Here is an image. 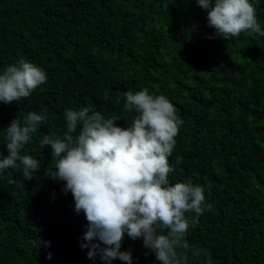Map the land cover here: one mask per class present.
<instances>
[{
	"label": "trees",
	"instance_id": "16d2710c",
	"mask_svg": "<svg viewBox=\"0 0 264 264\" xmlns=\"http://www.w3.org/2000/svg\"><path fill=\"white\" fill-rule=\"evenodd\" d=\"M253 3L264 31V0ZM21 59L47 81L0 102V155L11 120L41 111L47 120L21 153L40 162L33 179L22 166L0 174V264H108L80 247L88 222L64 182L47 177L56 161L40 141L66 131L68 109L131 126L124 94L144 88L165 95L183 121L169 183L202 186L212 205L186 234L187 264H206L191 249L211 253V264H264V36H216L196 0H0V73ZM120 251L132 264H160L142 238L125 234Z\"/></svg>",
	"mask_w": 264,
	"mask_h": 264
},
{
	"label": "clouds",
	"instance_id": "9594fccd",
	"mask_svg": "<svg viewBox=\"0 0 264 264\" xmlns=\"http://www.w3.org/2000/svg\"><path fill=\"white\" fill-rule=\"evenodd\" d=\"M196 3L207 11L208 27L222 39L239 37L242 32L264 36L253 0ZM46 81L45 70L21 59L0 73V102L11 104L28 98ZM124 97V109L136 113L128 127L117 126L119 117L105 119L91 107L65 111L66 131L45 134L40 141L41 149L49 146L56 161L55 170L49 169L47 177L64 182L62 192L71 193L75 211L83 212L88 222L83 235L87 243L80 244L82 249L88 248L87 258L99 255L108 264L115 259L132 264L131 252L120 251L126 234L132 240L142 238L143 246L160 264H187L190 246L186 234L212 205H204L202 186L190 180L169 183L173 171L169 157L183 121L165 95H153L144 88L128 91ZM46 120V112L41 111L10 121L6 129L8 155H0V174L22 166L23 179H33L40 162L21 153ZM191 251L195 256L203 254L206 264H211V253ZM46 258L51 259V254Z\"/></svg>",
	"mask_w": 264,
	"mask_h": 264
}]
</instances>
